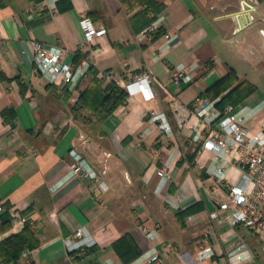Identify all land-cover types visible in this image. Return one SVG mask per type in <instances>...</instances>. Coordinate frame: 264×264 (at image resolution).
Instances as JSON below:
<instances>
[{"label": "crops", "instance_id": "1", "mask_svg": "<svg viewBox=\"0 0 264 264\" xmlns=\"http://www.w3.org/2000/svg\"><path fill=\"white\" fill-rule=\"evenodd\" d=\"M156 1L164 3L160 32L139 42L143 19L135 14L142 5L127 11L121 0H0V241L28 221L40 238L38 247L25 250L32 264H231L226 254L242 241L253 259L241 264H264L248 229L218 225L209 216L242 171L231 155L216 157L202 147L220 119L212 113L207 124L194 112L201 95L232 69L238 82L256 89L228 106L245 117L251 132L261 129L264 0ZM83 15L106 34L84 42ZM32 40L63 47L66 63L86 60L87 75L69 87L52 83L37 67ZM179 63L192 77L181 85L170 71ZM91 67L99 78L111 72L122 87L150 72L154 97L127 93L107 119H76L71 97L90 84ZM230 89L204 98L223 112L228 106L216 103ZM5 107L15 110L13 123L3 119ZM152 112L170 129H162ZM77 155L96 179L71 173ZM222 165L225 181L215 176ZM159 169L169 173L166 181ZM6 207L11 220L1 226ZM79 228L84 244L71 249L67 238ZM125 235L139 250L129 262L114 247ZM207 246L212 251L201 260L199 251ZM152 253L159 259L148 261Z\"/></svg>", "mask_w": 264, "mask_h": 264}, {"label": "built area", "instance_id": "2", "mask_svg": "<svg viewBox=\"0 0 264 264\" xmlns=\"http://www.w3.org/2000/svg\"><path fill=\"white\" fill-rule=\"evenodd\" d=\"M27 12H29L27 10ZM163 16L158 15L148 26L144 27L137 35L139 42L152 40L161 29ZM79 25L83 32L84 42L93 43L106 33L104 26L97 25L91 17L83 15L79 19ZM171 33L166 32L165 37L169 38ZM35 50V61L38 69L52 83L61 84L64 87L76 84L87 74L89 63L82 60L80 63H66L62 61L65 49L54 45H44L38 40H32ZM172 72L171 80L181 85L191 81L192 77L188 72V65L179 63L170 69ZM112 76L107 72L104 76ZM150 72H143L134 77L130 82L123 85V88L130 95L137 91L143 95L145 100L154 97L151 86ZM195 114L203 119L205 123L212 122L213 117L219 118L218 129L202 140V147L210 149L216 154L222 153L231 155L237 165L241 168L242 177L239 182L229 183L227 186L226 199L219 202L215 209L210 211V218L218 225L230 223L231 225H240L248 229L254 235L260 245V250L264 254V124L257 132H251L249 128L243 125V116L233 113L232 107L228 106L223 112L214 108L212 101L207 98H199L194 110ZM152 119H161L160 126L164 130H169L170 126L165 121V117H156V113H151ZM73 175L83 174L86 177L97 178L96 173H90L83 160L77 155V162L71 166ZM158 173L163 180L169 178V173L164 169H159ZM217 179L227 180V172L224 165L215 172ZM3 209V206L0 205ZM19 216V215H18ZM21 221H26L23 216H19ZM148 232V229H145ZM84 230L79 228L75 237L67 238L71 249H81L85 238ZM153 235V234H152ZM212 251L211 246L204 247L199 251V258L202 260ZM24 251L23 256L29 254ZM159 255L152 253L148 261H156ZM231 264H241L246 259L252 260L253 253L245 242L238 243L226 254Z\"/></svg>", "mask_w": 264, "mask_h": 264}, {"label": "trees", "instance_id": "3", "mask_svg": "<svg viewBox=\"0 0 264 264\" xmlns=\"http://www.w3.org/2000/svg\"><path fill=\"white\" fill-rule=\"evenodd\" d=\"M121 2L127 11H132L137 5H142L135 16L143 19V28L148 26L164 8V3L156 0H121ZM90 13L92 16L94 11H90ZM90 70H93L91 82L81 91L78 99L71 107V112L76 119L84 122H101L107 119L125 101L127 91L112 77L106 75L99 78L92 67ZM230 87L231 89L216 103L223 110L228 105H238L256 89L255 85L247 81L238 82L236 73L231 69L201 96H208V94L212 97L217 96ZM1 115L5 121L13 123L15 110L13 107H5L1 110ZM10 220L11 216L6 207L1 214V226L7 225ZM39 245L40 238L27 221L21 231L0 241V264H32L30 257L28 259L22 258V252L31 251ZM114 247L124 262H129L139 253L133 239L128 235L116 241Z\"/></svg>", "mask_w": 264, "mask_h": 264}, {"label": "rangeland", "instance_id": "4", "mask_svg": "<svg viewBox=\"0 0 264 264\" xmlns=\"http://www.w3.org/2000/svg\"><path fill=\"white\" fill-rule=\"evenodd\" d=\"M87 73H88V71H87ZM71 99L74 101L73 103H75L76 100L78 99V97L76 95H74V96L72 95ZM29 257H30V253L27 255V257L26 256H22L23 259H28Z\"/></svg>", "mask_w": 264, "mask_h": 264}]
</instances>
